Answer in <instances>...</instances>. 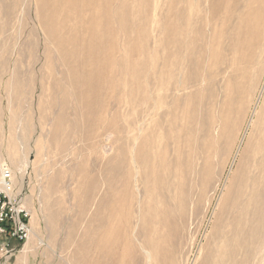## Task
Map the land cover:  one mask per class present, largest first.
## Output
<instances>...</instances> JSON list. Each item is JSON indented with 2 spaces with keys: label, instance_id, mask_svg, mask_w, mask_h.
I'll list each match as a JSON object with an SVG mask.
<instances>
[{
  "label": "rangeland",
  "instance_id": "obj_1",
  "mask_svg": "<svg viewBox=\"0 0 264 264\" xmlns=\"http://www.w3.org/2000/svg\"><path fill=\"white\" fill-rule=\"evenodd\" d=\"M209 2L0 0V78L21 80L18 95L0 87V158L20 175L33 228L0 264H264L263 221L231 211L254 169L264 51L243 44L262 74L222 128L250 73L212 43L200 68V26L234 38L230 21L211 25Z\"/></svg>",
  "mask_w": 264,
  "mask_h": 264
},
{
  "label": "bare ground",
  "instance_id": "obj_2",
  "mask_svg": "<svg viewBox=\"0 0 264 264\" xmlns=\"http://www.w3.org/2000/svg\"><path fill=\"white\" fill-rule=\"evenodd\" d=\"M208 12L210 14V16H208V17H209V20H210V23L212 26L215 24L216 26L220 27L223 30L224 27L229 25L228 21H230L231 25L232 24L234 25L233 31L231 32V36L234 35V38H233V41L231 42V44H232L231 47L229 46V44L224 45V43H223V37L224 36L221 37L217 33L218 31L216 30V28L214 29V32H213L211 38L210 37L205 38L203 35L202 26H200V34H202V38H200V68L204 67V63H202V61L205 62L207 60V56L209 55L208 53L203 54L202 52L207 51L206 46H208L210 43H212V47H221L223 45L226 50L231 51V54L234 52L239 53L240 55L237 54L238 55V59H237L238 62H240L241 64L244 65V67H242V69L243 70L245 69L246 73H248V72L250 73L248 78L246 77L247 81L244 80L245 78H243V81H246L244 84L239 83V85H236L237 82H235L236 84H234V85H236V86H233V84L229 85V89H233L232 88V86H233L236 91H238L242 94V96H240V95L237 97L228 96V98L226 99V102H225L226 108H225V112L221 115L222 116L221 121H222V128H227L229 126V121H230L229 119L231 118V116L235 110L238 109V112H242V113H244L246 111L247 102H248V97L246 96V92L253 95L256 88L258 87V84H259V81L261 78L262 69H263L262 65H261L260 69L257 68L258 70H255V71L253 70L254 72H252V69H253L252 64H255L254 62L257 61V60H255L256 57H259L260 59L259 58H257V59H259L261 61L262 58L260 56H262V52L264 51V0H210ZM224 12H227V14H224ZM201 22H202V20L200 19V23ZM235 31H236V33H234ZM244 32H245V38L242 37V39H241V35ZM252 43H255L256 46H258L260 48L259 49V50H261L260 56L259 55L256 56L250 52L248 54H246V52L248 50L245 46H247L249 44L253 45ZM243 44L245 46H243ZM214 50H215V48H214ZM231 59L227 60V62L229 63V65L232 69H235L234 70V78L238 79V76L241 73V69L240 68H234V65L232 63L233 60L231 61ZM205 72H206V70H205ZM17 73H18V71H17ZM207 73H208V71H207ZM195 74H197V73H195ZM195 76H197V75H195ZM198 76L200 77V75H198ZM0 77L4 78L3 75H1ZM93 77H94L93 72H92V76L86 77V82H87V83H85L86 86L88 84L92 85V86L94 85ZM199 77H198V80L200 81ZM10 78H12L11 83L10 82L4 83V82H6V80H5L6 77L4 78L5 81L1 80V78H0V87L2 86L3 88H8L10 91L15 90V93L18 95L19 90H20V86H21V80H20L19 76L18 75L16 76L15 74L10 75ZM195 78H197V77H194V80H195ZM2 82L4 83V85H2ZM240 82H241V80H240ZM262 88H264V82L262 84ZM198 98H199V102H198ZM198 98H197V102H198L197 106H198L199 117H200V92L198 93ZM166 114H169V112H167ZM262 115H263V113L261 111L257 115L260 118V121H259L260 124L256 123L257 126L259 125V127H258L259 132L256 131L258 133V139H257V143L254 144L253 149H252V154L249 157V159L253 162L252 164H253L254 169H251L252 171L250 170L251 173L248 172V173H246L245 176L244 175L240 176V181H239L240 187L238 186L237 192L235 191V194L233 195V200L231 201V206H232L231 211L235 210L234 207H237V209L240 208L241 212H243V214L245 216L248 214H250L252 216V214H253L255 217L257 216L258 219H260L264 223V118L263 117L261 118ZM167 116L168 115H166V117ZM176 119H177V121H175V118H174L173 122L178 123V118H176ZM170 122L172 123V121H170ZM199 124H200V118H199ZM213 127H215V126H213ZM195 128H196V126H195ZM155 132H156V129H155ZM250 141H251V138H250ZM193 144H194V142H193ZM198 149H199V147H198ZM164 150L166 151V149H164ZM240 163H242V162H240ZM237 180H239L238 177H237ZM234 184H235V182H234ZM247 185L249 186V189H244L245 186H247ZM26 201H27V199H26ZM239 218H240V216H239ZM252 219L253 218H250V221H252ZM254 219H256V218H254ZM247 220H249V219L247 218ZM254 221H252V222H254ZM247 223H245V224H247ZM258 224H259V222H258ZM233 225H236V224L234 223ZM243 229L244 228H241V230L239 232H241ZM259 229H258V231H259ZM256 235L257 234H255V236ZM233 236H235V235H233ZM248 237H249L248 238V245H250L251 242L253 241L252 240L253 235L250 233ZM254 240H255V238H254ZM248 245H247V248L249 249Z\"/></svg>",
  "mask_w": 264,
  "mask_h": 264
},
{
  "label": "built area",
  "instance_id": "obj_3",
  "mask_svg": "<svg viewBox=\"0 0 264 264\" xmlns=\"http://www.w3.org/2000/svg\"><path fill=\"white\" fill-rule=\"evenodd\" d=\"M20 175L0 158V258L9 260L33 235L32 211L24 201Z\"/></svg>",
  "mask_w": 264,
  "mask_h": 264
}]
</instances>
